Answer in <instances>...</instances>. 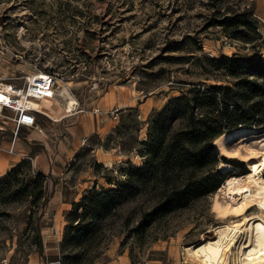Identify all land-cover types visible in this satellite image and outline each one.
Instances as JSON below:
<instances>
[{"label": "rangeland", "instance_id": "1", "mask_svg": "<svg viewBox=\"0 0 264 264\" xmlns=\"http://www.w3.org/2000/svg\"><path fill=\"white\" fill-rule=\"evenodd\" d=\"M222 16L251 27L209 24ZM231 30L261 37L245 42ZM259 55L264 59V0H0V76L50 68L56 80L71 82L77 101L64 116L56 82L54 95L40 103L47 114L16 135L11 112H0V264H199L182 249L230 219L211 209L219 186L141 224L166 183L130 170L149 156L144 142L171 97L232 83L207 58ZM180 123L172 120L171 130ZM224 132L227 147L254 143L264 125ZM220 154L211 172L222 175L220 184L233 173L246 175L243 160ZM36 172L44 178L35 199ZM109 188L122 194L107 212L83 213L79 203L91 208L99 197L92 190ZM257 212L253 203L245 215Z\"/></svg>", "mask_w": 264, "mask_h": 264}, {"label": "trees", "instance_id": "2", "mask_svg": "<svg viewBox=\"0 0 264 264\" xmlns=\"http://www.w3.org/2000/svg\"><path fill=\"white\" fill-rule=\"evenodd\" d=\"M213 23L222 25L225 30L228 25L251 27L249 22L240 23L231 16L212 18L209 24ZM228 33L245 42L261 37L257 32L256 36L241 35L236 30ZM207 61L213 68L224 70L233 81L203 88L198 86L192 95L173 96L153 119L149 140L144 142L149 156L143 165L133 168L130 173L139 178L151 175L152 179L166 184L152 208L145 212L141 224L151 216L184 206L190 198L219 186L222 175L211 173L218 162L214 138L238 126L264 125V59L259 55L240 62L232 56H224L207 58ZM175 118H180L181 123L179 128L171 130L170 122ZM17 168L9 173L16 172ZM43 178L41 172L30 178L34 188L30 194L35 199L42 195ZM120 194V188L92 190L90 195L99 197L90 202L91 208L83 203L79 206H83V213L89 211L92 215H100L113 206ZM79 222L80 219L77 224Z\"/></svg>", "mask_w": 264, "mask_h": 264}, {"label": "bare ground", "instance_id": "3", "mask_svg": "<svg viewBox=\"0 0 264 264\" xmlns=\"http://www.w3.org/2000/svg\"><path fill=\"white\" fill-rule=\"evenodd\" d=\"M56 82L57 93L66 99L63 110L68 114L64 116L73 114L77 101L68 89L71 82ZM1 87L4 85L0 81V96ZM28 102L33 108L37 107L32 103L33 100ZM229 135L230 132L219 134L214 140L215 147L229 158L243 160L247 173L228 175L214 194L211 209L218 217L230 216V219L216 225L212 236L202 234L197 241L184 245L182 250L199 264H227L226 253L233 245L232 264H264V134L257 135L254 143L244 139L227 147L225 142ZM219 167L227 170L230 165L220 161ZM253 203L258 205V212L251 216L245 215Z\"/></svg>", "mask_w": 264, "mask_h": 264}, {"label": "built area", "instance_id": "4", "mask_svg": "<svg viewBox=\"0 0 264 264\" xmlns=\"http://www.w3.org/2000/svg\"><path fill=\"white\" fill-rule=\"evenodd\" d=\"M19 59L21 55L15 54ZM5 78V79H2ZM57 74L46 67L33 65V69L27 72L16 74L11 72L8 76H0V81L4 85L1 87L0 112L9 110L11 112L8 119L12 121L15 128L14 134L22 127H36L37 116L47 113L40 109V103L51 98L55 93ZM29 100H36L39 105L33 108ZM10 150H13L11 146Z\"/></svg>", "mask_w": 264, "mask_h": 264}, {"label": "crops", "instance_id": "5", "mask_svg": "<svg viewBox=\"0 0 264 264\" xmlns=\"http://www.w3.org/2000/svg\"><path fill=\"white\" fill-rule=\"evenodd\" d=\"M18 67H19L20 69L27 70L26 68H23L22 66H19V65H18ZM24 127H26V126H24ZM27 128H30V127H27ZM19 154H20V153H19ZM13 156H17V157H18L17 159L20 158V155H18V154H14ZM1 157H2V156H1V154H0V158H1ZM6 159L9 160L8 157H7ZM10 159L12 160V159H16V158H13V157H12V158H10ZM12 161H13V162H12L11 164H13L14 161H16V160H12ZM0 164H2L1 161H0ZM11 164H10V165H11ZM8 165H9V163L7 164V167H8Z\"/></svg>", "mask_w": 264, "mask_h": 264}, {"label": "water", "instance_id": "6", "mask_svg": "<svg viewBox=\"0 0 264 264\" xmlns=\"http://www.w3.org/2000/svg\"><path fill=\"white\" fill-rule=\"evenodd\" d=\"M213 144H214V142H213ZM214 146H215V144H214ZM215 150H216L217 153H219L218 149L216 147H215ZM220 155L223 156V154H220Z\"/></svg>", "mask_w": 264, "mask_h": 264}]
</instances>
